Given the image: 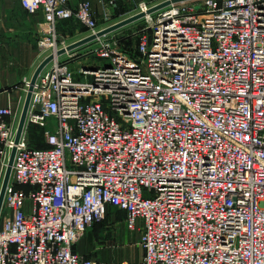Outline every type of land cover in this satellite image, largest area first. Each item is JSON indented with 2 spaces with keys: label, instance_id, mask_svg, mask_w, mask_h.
<instances>
[{
  "label": "built area",
  "instance_id": "2783aa9c",
  "mask_svg": "<svg viewBox=\"0 0 264 264\" xmlns=\"http://www.w3.org/2000/svg\"><path fill=\"white\" fill-rule=\"evenodd\" d=\"M20 2L47 27L40 55L55 57L17 145L21 112L0 107V189L17 147L0 264H97L74 247L110 208L140 234L143 264H264V0L146 13L136 55L110 33L94 40L88 55L101 65L79 69L91 81L73 76L71 51L56 55L68 46L58 24L95 34L115 22L119 0H100V16L91 0ZM30 124L45 129L47 147L30 145Z\"/></svg>",
  "mask_w": 264,
  "mask_h": 264
},
{
  "label": "crops",
  "instance_id": "0c3cea01",
  "mask_svg": "<svg viewBox=\"0 0 264 264\" xmlns=\"http://www.w3.org/2000/svg\"><path fill=\"white\" fill-rule=\"evenodd\" d=\"M91 1L93 5L96 3ZM95 11L99 16L101 11ZM41 21V15L29 14L20 0H0V107L22 111L27 93L25 82L44 59L38 49V40L43 35L39 29ZM98 224L75 245L76 252L97 264H143L144 250L138 232L125 227L120 241L99 246L94 234Z\"/></svg>",
  "mask_w": 264,
  "mask_h": 264
},
{
  "label": "rangeland",
  "instance_id": "374dc122",
  "mask_svg": "<svg viewBox=\"0 0 264 264\" xmlns=\"http://www.w3.org/2000/svg\"><path fill=\"white\" fill-rule=\"evenodd\" d=\"M142 0H119V5L117 8L113 11V17L115 18V22L112 24L118 23L119 21H122L124 19H127L137 13L136 9L138 7V4ZM150 1V0H149ZM202 0H189L186 1L189 5H197V7L200 6ZM96 3L94 4L96 7L95 9L97 12H102V3L100 0H96ZM102 7V9H101ZM101 9V10H100ZM101 15V13H100ZM99 15V16H100ZM100 26L104 25V20L99 19ZM109 24L108 26L112 25ZM106 26V27H108ZM146 26V22L142 19L134 20L112 32H110V36H113L116 39H120L122 42L119 44L123 50L128 51L131 54L136 55L135 53V46L138 40V35H133L134 32L139 31L140 29L144 28ZM43 33L47 29V27H39ZM87 29L85 28V25L83 23H80L79 21H64L58 24V32L60 34L59 38L61 41H63L66 45L72 44L76 41H79L85 37ZM96 40V39H95ZM95 46L94 40L90 41L88 43H85L73 50L63 59L70 60L69 62V68L71 70H74L73 76L76 79H83L86 81V78L91 81L92 77L94 75H91L89 73H83L79 69L89 70V69H98V65H101V61L99 58H97L95 55H91L92 57H89L88 51L89 49L93 48ZM64 56V55H63ZM97 85V84H95ZM103 86H107V84H104ZM45 129L30 125L27 130V140L31 145L34 146H41L45 143V135H44ZM5 173V172H4ZM2 177V174L0 172V178ZM4 177V174H3ZM125 212L119 209L111 208L109 209L108 214L106 217L102 220L101 223H99L94 230V234L96 239L98 240V245H104V244H111L113 241H116L117 239L122 238V231L126 227L125 222ZM94 228H92L93 230ZM88 232V231H87Z\"/></svg>",
  "mask_w": 264,
  "mask_h": 264
},
{
  "label": "water",
  "instance_id": "95a60500",
  "mask_svg": "<svg viewBox=\"0 0 264 264\" xmlns=\"http://www.w3.org/2000/svg\"><path fill=\"white\" fill-rule=\"evenodd\" d=\"M181 1H188V0H165L157 5H154L152 7H150L147 12H139V13H136L135 15L127 18V19H124L122 21H119L118 23H115V24H112L100 31H98L97 33L95 34H92V35H89V36H86L84 37L83 39L79 40V41H76L72 44H69L66 48H62V49H59L56 53V55H62L64 54L66 51H71L85 43H88L90 41H93L95 40L96 38L100 37V36H103V35H106L134 20H138V19H141L143 18L146 13H153L159 9H162L166 6H169L171 5L172 3H178V2H181ZM199 9L201 10V8L199 7ZM55 57V54H50L49 56L45 57L41 63L38 65V67L36 68L34 74L32 75L30 81H29V87L27 89V93H26V97H25V100H24V104H23V107H22V111H21V114H20V119H19V123H18V127H17V132H16V137H15V145H17L22 137V134L24 132V129H25V126H26V121H27V115H28V111H29V107H30V103H31V99H32V93H33V90H34V85L36 84V81L39 77V75L41 74V72L44 70V68L50 63V61ZM16 150H17V147L14 146L13 149H12V152L10 154V157H9V160H8V164H7V168L5 170V173H4V177H3V182H2V185H1V189H0V213L2 211V208H3V203H4V197H5V193H6V189H7V186L9 184V181L11 179V175H12V169H13V163H14V158H15V155H16Z\"/></svg>",
  "mask_w": 264,
  "mask_h": 264
},
{
  "label": "trees",
  "instance_id": "16d2710c",
  "mask_svg": "<svg viewBox=\"0 0 264 264\" xmlns=\"http://www.w3.org/2000/svg\"><path fill=\"white\" fill-rule=\"evenodd\" d=\"M64 22V21H63ZM30 125H34V124H30ZM29 125V126H30ZM28 126V127H29ZM34 126H37V125H34ZM39 127V126H38ZM41 128H43V127H41ZM44 129V128H43ZM31 145V144H30ZM32 147H36V148H45V147H47V143L45 142L43 145H41V146H34V145H31ZM111 209V208H110ZM114 209H117V208H114ZM102 221H100V222H97V223H101ZM97 223H95V224H97ZM94 224V225H95Z\"/></svg>",
  "mask_w": 264,
  "mask_h": 264
},
{
  "label": "bare ground",
  "instance_id": "6f19581e",
  "mask_svg": "<svg viewBox=\"0 0 264 264\" xmlns=\"http://www.w3.org/2000/svg\"><path fill=\"white\" fill-rule=\"evenodd\" d=\"M90 71H93L92 69H90Z\"/></svg>",
  "mask_w": 264,
  "mask_h": 264
}]
</instances>
